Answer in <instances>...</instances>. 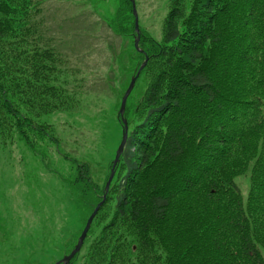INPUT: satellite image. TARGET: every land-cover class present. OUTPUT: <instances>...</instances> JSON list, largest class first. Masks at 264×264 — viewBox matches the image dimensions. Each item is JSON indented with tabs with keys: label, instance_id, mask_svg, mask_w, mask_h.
<instances>
[{
	"label": "trees",
	"instance_id": "16d2710c",
	"mask_svg": "<svg viewBox=\"0 0 264 264\" xmlns=\"http://www.w3.org/2000/svg\"><path fill=\"white\" fill-rule=\"evenodd\" d=\"M43 1L0 0V137L13 143L14 131L81 215L55 264L102 202L112 164L96 177L86 156L58 150L70 166L59 173L38 144L60 147L39 120L73 111L85 85L45 34ZM110 1L108 28L133 39L132 3L98 0ZM140 48L132 77L149 61L135 86L141 96L126 108L128 140L69 264H264V0H170L163 40L142 31ZM126 72L104 86L118 93ZM246 176L244 198L236 180ZM44 257L39 250L25 264Z\"/></svg>",
	"mask_w": 264,
	"mask_h": 264
},
{
	"label": "rangeland",
	"instance_id": "374dc122",
	"mask_svg": "<svg viewBox=\"0 0 264 264\" xmlns=\"http://www.w3.org/2000/svg\"><path fill=\"white\" fill-rule=\"evenodd\" d=\"M135 2L141 31L162 41L170 0ZM115 7L112 1H44L45 34L54 39L71 72L80 71L77 79H84L86 91L81 90L80 103L73 111L44 115L39 120L51 125L52 135L59 140L60 147H57L48 138L37 139L50 166L59 173L70 166L58 155V150L77 157L86 156L94 165L96 177L105 173L115 159L124 122L129 127L126 108L135 105L136 98L141 96L142 86L138 84L133 100L126 105L118 123L116 116L128 82L125 87L118 86V93L104 85L111 78L123 76L124 68L131 80L138 54L134 45L136 35L133 39L115 36L106 24L114 15ZM12 136L13 143H4L0 137V264H25L39 250L45 253L42 261L48 264L62 254L66 240L81 229V215L61 181L45 170L14 131ZM237 182L247 192V176ZM51 247L58 250L49 253L53 250Z\"/></svg>",
	"mask_w": 264,
	"mask_h": 264
},
{
	"label": "water",
	"instance_id": "95a60500",
	"mask_svg": "<svg viewBox=\"0 0 264 264\" xmlns=\"http://www.w3.org/2000/svg\"><path fill=\"white\" fill-rule=\"evenodd\" d=\"M131 1H132V3H133V6H134V14H135V18H136V32L138 33V36H137V39H136V43H135V44H136V47H137V46H138V42H139V40H140V33H139V26H138V16H137V13H136L135 3H134L133 0H131ZM144 66H145V65H144ZM144 66H143V67H144ZM143 67H142V68H143ZM137 77H138V76H137ZM137 77L133 78V80L131 81L130 87L128 88L126 94H125L124 97H123V100H122V106H121V110H120V114H121V115H123V113H124V111H125V106H126L127 99H128V97H129V95L131 94V92H132L134 86H135V83H136ZM124 125H125V131H124V134H123V140H122V142H121V144H120V147H119V149H118V151H117L116 158H115V161H114L113 166H112L111 174H110L109 180H108L107 185H106V191L109 190L110 185H111V183H112V181H113V178H114V176H115V169H116V166H117V164H118L119 161H120V157H121V155H122V153H123V150H124V147H125V144H126V141H127L128 128H127V124H126V122H124ZM104 199H105V197H104ZM100 207H101V204H99V205L97 206V208L94 210L93 214L90 216V218H89V220H88V222H87V224H86V227H85V229H84L82 235L80 236L79 241H78V243H77L75 249L73 250V252H72L69 256L64 257L63 260H62L61 262H59L58 264H60V263H69V262L73 259V257H74L77 253L80 252V250H81V248H82V246H83V244H84V241H85V239H86V236H87V234H88V231H89V229H90V226H91V224H92V222H93V219L95 218V216H96L97 212L99 211Z\"/></svg>",
	"mask_w": 264,
	"mask_h": 264
}]
</instances>
